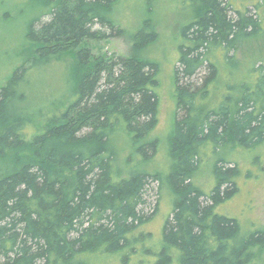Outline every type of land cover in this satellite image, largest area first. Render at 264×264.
I'll return each mask as SVG.
<instances>
[{
  "label": "trees",
  "instance_id": "obj_1",
  "mask_svg": "<svg viewBox=\"0 0 264 264\" xmlns=\"http://www.w3.org/2000/svg\"><path fill=\"white\" fill-rule=\"evenodd\" d=\"M120 1L46 0L47 11L30 23L28 54L0 87V264H91L92 255L121 254L130 264L145 238L134 233L150 219L145 196L159 178L114 141L128 137L142 163L156 154L158 140L148 137L159 123V73L147 51L159 34L152 19L122 27ZM183 3L194 17L180 27L175 71V206L155 264H250L264 229L247 233L220 210L239 193L240 168L220 157L209 193L194 178L211 146L264 144V59H240L264 37V0ZM115 37L126 38L128 56L92 51L93 42ZM67 54L75 65L68 104L49 100L51 111L37 114L30 75Z\"/></svg>",
  "mask_w": 264,
  "mask_h": 264
},
{
  "label": "rangeland",
  "instance_id": "obj_2",
  "mask_svg": "<svg viewBox=\"0 0 264 264\" xmlns=\"http://www.w3.org/2000/svg\"><path fill=\"white\" fill-rule=\"evenodd\" d=\"M46 0H0V87L3 86L14 70L22 65L28 54L27 33L30 23L43 16L48 9ZM264 18V7L258 10ZM119 24L129 31L137 30L145 19H152L158 30V40L151 45L147 56L158 64L159 85L156 92L159 97V123L149 135L148 140L157 139L156 154H152L150 162L142 163L143 158L135 152L128 142V137L119 135L114 141L123 156L133 155L140 169L150 174H157L159 181H152L145 196L147 205L144 208L148 223L134 233L135 237L142 235V243L133 247L130 264H155L156 254L162 251L165 225L173 213L175 197L168 183L174 160L171 156V141L175 127L176 97L175 71L180 57V27L194 17L183 0H157L152 6L145 1L121 0L116 12ZM46 20L47 17H42ZM96 54H116L128 56L131 51L126 38L115 37L90 44ZM253 51H245L240 55L245 65L254 60V56L264 59V37L253 45ZM259 54V55H258ZM74 58L67 54L63 59H54L48 64L35 68L30 75L29 104L39 113H48L51 109L47 101L62 98L68 104L70 91L74 80ZM58 103V101H56ZM44 106V107H43ZM36 124L41 117H35ZM144 143V142H143ZM203 158L200 170L194 182L201 190L209 193L216 184L214 166L216 161L225 157L228 162L240 168L236 179L239 193L220 209L223 215L241 221L246 232L264 229V144L253 149H224L214 151L209 147ZM154 155V156H153ZM122 156V157H123ZM126 158L123 157V162ZM123 165V164H121ZM134 167V166H133ZM129 168V167H128ZM156 253V254H155ZM126 254L89 257L91 264H122ZM177 264V263H176ZM250 264H264V248L256 250Z\"/></svg>",
  "mask_w": 264,
  "mask_h": 264
}]
</instances>
